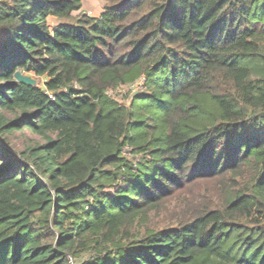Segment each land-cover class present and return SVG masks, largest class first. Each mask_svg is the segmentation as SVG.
Here are the masks:
<instances>
[{
    "label": "trees",
    "instance_id": "obj_1",
    "mask_svg": "<svg viewBox=\"0 0 264 264\" xmlns=\"http://www.w3.org/2000/svg\"><path fill=\"white\" fill-rule=\"evenodd\" d=\"M81 4L0 0V264H264V0Z\"/></svg>",
    "mask_w": 264,
    "mask_h": 264
},
{
    "label": "rangeland",
    "instance_id": "obj_2",
    "mask_svg": "<svg viewBox=\"0 0 264 264\" xmlns=\"http://www.w3.org/2000/svg\"><path fill=\"white\" fill-rule=\"evenodd\" d=\"M106 2L107 0H82L79 11L80 13L97 17L103 10ZM77 13L78 11L74 12L73 14ZM61 22H70V20H58L53 17H48V24L52 27ZM29 76L35 78L39 84H42V81L46 79L45 77L36 78L33 74H29ZM137 87H139L137 83L129 86H120L109 90L108 94L121 103H127V99L125 97L126 94L130 91H134ZM8 138L10 144L20 150H22L27 145L43 143V139L39 135L27 128L13 131ZM213 186L214 185H210V183H205L199 186L194 185L191 187V191L193 190V193L185 192L180 195L179 199H176L179 197L178 196L169 200L167 203L162 205L158 212H153L155 214V222L158 224V226L174 224L179 220V217L182 216L184 211L189 213L190 209L198 206L202 199L205 201L210 200L211 203L218 202L217 200L219 199L220 194L213 190ZM196 191H198V193Z\"/></svg>",
    "mask_w": 264,
    "mask_h": 264
},
{
    "label": "water",
    "instance_id": "obj_3",
    "mask_svg": "<svg viewBox=\"0 0 264 264\" xmlns=\"http://www.w3.org/2000/svg\"><path fill=\"white\" fill-rule=\"evenodd\" d=\"M14 77H15L16 81L21 82V83H25L28 85H36V83H37L35 78H33L29 75L23 74L21 71H18V70L14 73Z\"/></svg>",
    "mask_w": 264,
    "mask_h": 264
}]
</instances>
